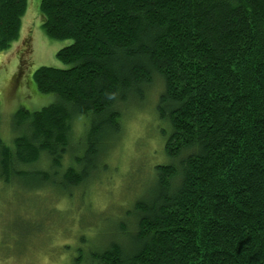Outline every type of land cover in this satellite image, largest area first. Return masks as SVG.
I'll list each match as a JSON object with an SVG mask.
<instances>
[{"label": "trees", "instance_id": "obj_1", "mask_svg": "<svg viewBox=\"0 0 264 264\" xmlns=\"http://www.w3.org/2000/svg\"><path fill=\"white\" fill-rule=\"evenodd\" d=\"M26 8L0 0V51L19 38ZM39 11L50 39L72 40L56 53L69 67L33 72L57 100L12 115L0 181L69 197L107 167L122 114L157 77L172 162L156 166L150 200L134 203V247L111 242L91 261L264 264V0H40Z\"/></svg>", "mask_w": 264, "mask_h": 264}, {"label": "rangeland", "instance_id": "obj_2", "mask_svg": "<svg viewBox=\"0 0 264 264\" xmlns=\"http://www.w3.org/2000/svg\"><path fill=\"white\" fill-rule=\"evenodd\" d=\"M39 3L27 0L19 38L0 51V138L10 147L17 133L10 127L15 111L39 110L57 100L55 94L37 91L35 69L69 67L56 53L72 40H53L44 33ZM162 89L156 77L144 102L122 114L121 133L111 143L107 167L84 186L74 188L69 197L28 187L31 180L26 184L20 178L0 181V264H93L91 254L111 242L126 250L134 247V203L150 200L156 166L172 162L165 151L170 123L156 112ZM87 121L83 115L73 121L74 155L80 151L78 141ZM68 158L63 168L74 164Z\"/></svg>", "mask_w": 264, "mask_h": 264}]
</instances>
